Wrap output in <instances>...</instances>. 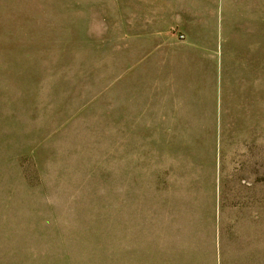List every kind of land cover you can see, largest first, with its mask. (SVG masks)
Wrapping results in <instances>:
<instances>
[{
	"label": "rangeland",
	"instance_id": "374dc122",
	"mask_svg": "<svg viewBox=\"0 0 264 264\" xmlns=\"http://www.w3.org/2000/svg\"><path fill=\"white\" fill-rule=\"evenodd\" d=\"M128 4L0 0V264H264V0Z\"/></svg>",
	"mask_w": 264,
	"mask_h": 264
},
{
	"label": "crops",
	"instance_id": "0c3cea01",
	"mask_svg": "<svg viewBox=\"0 0 264 264\" xmlns=\"http://www.w3.org/2000/svg\"><path fill=\"white\" fill-rule=\"evenodd\" d=\"M127 8H256L262 0H136L137 5Z\"/></svg>",
	"mask_w": 264,
	"mask_h": 264
}]
</instances>
